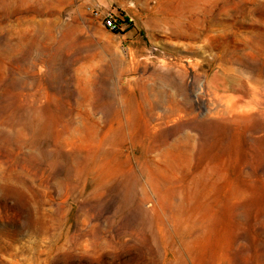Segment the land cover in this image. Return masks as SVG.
I'll return each mask as SVG.
<instances>
[{
    "label": "rangeland",
    "instance_id": "obj_1",
    "mask_svg": "<svg viewBox=\"0 0 264 264\" xmlns=\"http://www.w3.org/2000/svg\"><path fill=\"white\" fill-rule=\"evenodd\" d=\"M0 264H264V0H0Z\"/></svg>",
    "mask_w": 264,
    "mask_h": 264
},
{
    "label": "built area",
    "instance_id": "obj_2",
    "mask_svg": "<svg viewBox=\"0 0 264 264\" xmlns=\"http://www.w3.org/2000/svg\"><path fill=\"white\" fill-rule=\"evenodd\" d=\"M96 15H100L99 11L93 10ZM103 23L111 30H118L121 28V24L118 22L117 17L113 13H108L103 16Z\"/></svg>",
    "mask_w": 264,
    "mask_h": 264
},
{
    "label": "bare ground",
    "instance_id": "obj_3",
    "mask_svg": "<svg viewBox=\"0 0 264 264\" xmlns=\"http://www.w3.org/2000/svg\"><path fill=\"white\" fill-rule=\"evenodd\" d=\"M187 2V1H186ZM162 9V8H161ZM162 11H164V10H162ZM166 11V10H165ZM152 21H153V23H155V22H157V19L156 18H153L152 19ZM172 24H173V22H172ZM155 25V24H154ZM156 26V25H155ZM191 31H192V29H191ZM173 32L174 33H178V29H175V31L173 30ZM209 83V82H208ZM209 88L211 89V85L209 86ZM234 94V93H233ZM234 95H236V94H234Z\"/></svg>",
    "mask_w": 264,
    "mask_h": 264
}]
</instances>
